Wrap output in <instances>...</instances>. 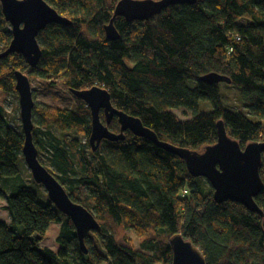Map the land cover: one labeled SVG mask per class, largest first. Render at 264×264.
Wrapping results in <instances>:
<instances>
[{"label": "trees", "instance_id": "obj_1", "mask_svg": "<svg viewBox=\"0 0 264 264\" xmlns=\"http://www.w3.org/2000/svg\"><path fill=\"white\" fill-rule=\"evenodd\" d=\"M46 2L71 23H51L40 31L42 56L35 67L15 52L0 58V91H15L14 72L22 70L30 80L60 83L68 91L106 88L114 107L175 146L201 150L214 143L218 119L241 146L264 140V0L172 4L146 21L116 16L119 37L113 40L104 25L118 0ZM11 39L0 9V53ZM206 74L240 88L244 110L228 108L220 82L202 80ZM202 101L211 109L203 110ZM179 107L192 118L181 120L172 111ZM33 113L38 154L49 152V166L38 157L40 162L100 228L88 233L83 253L71 219L50 201L41 203L19 177L23 134L0 103V197L10 215V222L0 219V264H172L169 238L175 233L191 240L206 264H264V189L255 197L262 214L235 201L217 203L183 159L129 130L124 139L102 140L91 149L93 161L90 109L77 97L70 107L35 104ZM100 118L105 123L102 111ZM107 126L118 132L117 117ZM73 131L86 141L70 138ZM52 222L60 224L57 250L39 245Z\"/></svg>", "mask_w": 264, "mask_h": 264}, {"label": "water", "instance_id": "obj_2", "mask_svg": "<svg viewBox=\"0 0 264 264\" xmlns=\"http://www.w3.org/2000/svg\"><path fill=\"white\" fill-rule=\"evenodd\" d=\"M196 0H118L113 16L104 25L106 37L116 39L119 32L114 25L116 16L126 21H146L172 4H192ZM0 9L4 19L10 24L12 39L0 58L11 52L21 54L30 67H35L42 49L38 34L51 23L69 25L71 21L56 11L46 0H0ZM15 90L19 96L20 117L22 123V155L33 179L44 186L50 202L73 222L83 253H88L86 236L90 231L98 230L100 224L82 204L71 199L64 186L44 166L38 158V148L33 140V109L35 105L31 80L22 70L14 72ZM209 83L231 80L218 74H206L201 77ZM71 93L84 101L90 109L91 131L89 143L92 150L102 140L117 141L124 139V131L129 130L136 136L151 140L154 144L174 153L183 159L190 175L206 178L212 188V196L217 203L235 201L249 211L262 214L255 197L264 189L261 166L264 153V140L250 141L241 146L232 138L222 119L216 122L217 140L205 145L201 150L175 146L160 140L157 134L143 125L140 118L114 107L110 93L106 88L94 85L84 89H70ZM103 112L105 123L100 118ZM116 116L120 124L118 132L107 125ZM172 249V264H206L200 249L182 234L175 233L169 238Z\"/></svg>", "mask_w": 264, "mask_h": 264}, {"label": "rangeland", "instance_id": "obj_3", "mask_svg": "<svg viewBox=\"0 0 264 264\" xmlns=\"http://www.w3.org/2000/svg\"><path fill=\"white\" fill-rule=\"evenodd\" d=\"M221 93L226 97V106L234 111L244 110V106L242 105L239 96H240V88L232 86L228 83L221 81L219 83ZM31 87L33 90L34 101L37 106H55V107H70L76 103V97L68 90L64 89L60 83H45L37 78L31 80ZM0 103L4 107L5 114L9 119L10 123L15 126L22 133V123L20 117V108H19V96L15 91H0ZM201 108L203 110L211 109V105H206V102H201ZM209 104V103H208ZM181 120L187 121L192 118V113L184 108L179 107L172 110ZM33 122H36L35 113H33ZM57 134L60 132L54 130ZM68 136L70 138L75 137L79 140L80 143H84L86 138L77 132H69ZM88 154L93 161L95 158L92 156L91 148L88 150ZM49 156V152L47 150H41L39 152L38 157L48 165L46 161V157ZM22 163L19 166V177L28 181V184L35 190L38 200L41 203H48L49 198L44 186L40 183H37L31 174L30 169L27 167L23 155H21ZM76 161V158H74ZM49 166V165H48ZM202 181L206 188H211L208 180L202 177ZM13 184V182H12ZM7 188L10 187L9 183H7ZM0 219L10 222V215L6 209V200L3 196L0 197ZM60 224L57 222H52L45 234V237L39 242V245L46 246L57 250L58 243L56 241L58 232H59ZM21 231V228L18 229V232ZM127 234L131 237L133 245L140 249V243L138 237L135 235L133 230H128Z\"/></svg>", "mask_w": 264, "mask_h": 264}]
</instances>
